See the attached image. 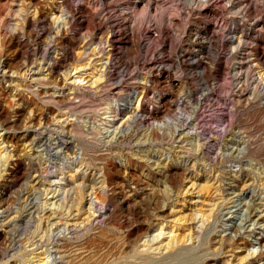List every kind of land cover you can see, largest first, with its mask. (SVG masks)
<instances>
[{
    "label": "rangeland",
    "instance_id": "374dc122",
    "mask_svg": "<svg viewBox=\"0 0 264 264\" xmlns=\"http://www.w3.org/2000/svg\"><path fill=\"white\" fill-rule=\"evenodd\" d=\"M239 1L238 15L224 13L217 0L223 13L201 19L206 29L214 15L238 31L226 39L195 32L206 35L203 42L186 34L170 53L158 47L137 65L145 70L139 75L132 62L142 55L128 50L129 39H110L112 57L103 42L109 24L93 37L98 0H0V264H264V97L252 90L255 63H264V0ZM75 2L81 7L69 13ZM173 8L166 17L182 26ZM60 9L67 22L57 30L51 17ZM86 13L93 19L82 20ZM160 29L175 42L178 31L166 19ZM106 51L102 85L121 71L137 74L134 86L145 78L146 87L138 112L164 118L161 101L178 120L161 129L132 120L96 135L101 83L88 89L90 69H81L74 74L88 80L85 88L74 98L68 92L72 65L99 64ZM236 54L252 70L241 88L229 74ZM79 178L82 198L72 206L61 188ZM92 185L104 204L93 202Z\"/></svg>",
    "mask_w": 264,
    "mask_h": 264
},
{
    "label": "bare ground",
    "instance_id": "6f19581e",
    "mask_svg": "<svg viewBox=\"0 0 264 264\" xmlns=\"http://www.w3.org/2000/svg\"><path fill=\"white\" fill-rule=\"evenodd\" d=\"M7 1H9V0H7ZM144 1H142V0L141 1L140 0H121V1L120 0H99V2H100V13H99V16H98L95 24H94L95 28L93 30V33H95V29L97 27L101 28L102 27L101 24L103 22L109 24L112 32L109 31L110 32L109 39L106 38V41L103 40V42H105V43L108 42L109 48L111 50L110 56H112V57L116 56L115 55L116 54L115 53L116 47H115V45H113L114 47L112 46V44L110 43V39H115L114 37L116 35L121 36V37H126V39H129V42L127 44L128 50H131V49L133 50L136 47V49H134V50L140 52L142 55L140 57L134 58L133 62H132L133 69H131V71H133V72L136 71L139 75L142 74L143 72H145V70H143V69L138 70L136 67L137 65H140L142 62L147 60L150 56L154 55V53H156L155 50L158 47L160 48V51L162 54L167 53V52L170 53L171 48L174 49L178 44L179 45L181 44V39L186 34H188V37L189 38L191 37V39L194 41L198 40V38L195 39L196 37L202 36L203 40H201V41L203 42L204 39L207 38L206 35L212 34L213 31L215 32L213 38L219 34L220 35L225 34L226 37H225V35L223 36V37H225V39L229 36L230 30H233L234 32L238 31V28H237L238 24L227 26V24L222 23L223 22L222 18L215 17L214 15H213V17L211 16V19L209 20L210 23L212 24V26L210 28H207L209 30L208 31L206 28H204L201 25V19L206 17L211 12L214 14L215 11L213 9L219 10L220 13H223L222 10H224V13H226V14L236 13L238 15L242 9L241 8V2L239 0H219V1H222V3H221L223 6L222 10L219 7V4L216 5L213 3V2H216L217 0H214V1H212V0H144ZM167 4L173 5L174 9L177 12L176 15H178L180 17L179 19L183 21L182 26L179 25V21L176 18L168 19L166 21L167 25H169L170 28H172V29L176 28L178 31L175 35V42L174 43L172 42V39L170 41V39L163 38V36L161 35L160 24L164 20V12L167 10V7H168ZM80 7L81 6H79V4L77 2H75L74 6L71 7L68 10V12L70 13V11H72V10L76 11ZM58 11H59V13L55 12V14H52L51 19H52L53 23L56 24V26L58 28L57 30H61L63 27H65L67 21L64 18V14H63L62 10L60 9ZM87 14L88 13H86L83 16L82 20L87 19L88 17L90 19H93L91 16H88ZM158 18L161 20L160 23L157 21ZM67 20H69L71 23H73V20H71L70 15H69V18ZM247 27L250 28V23H247ZM199 31L206 33V35L198 34V36H196L194 33L199 32ZM240 32H242V31H239V33ZM230 33H231V35H230L231 38H228V39H231V40H230L229 44H230V46L235 48L239 44L240 41H233V38L235 35L232 33V31ZM97 34L98 33H95V36H93V37H95V39H98L100 37V36H98V38H97V36H96ZM240 34L243 35L242 33H240ZM180 37H181V39H180ZM213 38L210 37V39L206 40L205 43H207V42L209 43ZM236 38H238V37L235 36L234 39H236ZM151 42H154L155 46L152 49H148L147 45ZM205 43H204V45H205ZM190 44H191V42H190ZM85 45H88V46L93 45L94 46L93 43L86 44V42H85ZM95 45H97V44H95ZM179 45H178V47H179ZM94 47H91L90 50L94 51ZM243 55H244V53H243ZM185 56L188 57L186 59L188 60L187 62L189 64H191V63H193V61H195L190 54L182 53V54H180L179 57L181 59L185 60ZM97 57H100L97 60L100 61L99 64H101L102 66H99L98 63H91V60L88 59V61L85 62L83 65L73 64L71 67V69H74L72 76L75 75L74 73H78L81 69H90V71L87 73V75L90 76V82L88 83V85H90V86L88 87V89L94 90L93 88H91L92 85L97 84V83H101V85L99 84L100 85L99 91H106L102 95L103 96L102 98H103V100L105 99V102L100 107V111H101L100 115H102V117H100V120H101L100 126H102V127L97 128V130H96L97 133H95L96 135L105 133L106 131H108L107 129L109 127H114L115 129H117L121 125H124V124L129 125L130 124L129 122H132V120L133 121L135 120L141 126L146 124L147 126L152 125V127L153 128L155 127V129L156 128L161 129V127H166L169 124L173 123V122H170V120L172 121L174 119L175 120L177 119L176 113L174 112L175 114L170 116V114H169L170 109H169L168 104H164L161 101H159L158 104L160 105L159 107L162 108L161 112L165 116L164 118L160 119L159 116L156 115V113L153 114L152 112H149L147 109L145 111L142 109V111L140 110L138 112V107L140 105V108H141L142 101L145 98L146 87L143 85V82H144L143 80H145V78L140 80L141 81L140 82L141 85H139L140 88L136 85L134 86L135 82H132V81L137 79V77H136L137 74L134 75V73L133 74L130 73V74H127L128 77H126L125 76L126 74L121 71V72H119L120 74L116 73L117 77H113V76L110 78L108 77V79L106 80V83H104L102 85V81L104 78L103 77V71H104V68L106 69L107 63H109V61H110L108 51L100 54ZM163 57L167 58L164 55H163ZM243 61H242V57L239 54L238 55L236 54V55L232 56V61H231L230 66H229L230 67V70H229L230 80L235 85L237 84L236 86H238L239 88L244 87V84L246 85L247 80L249 79L248 74L245 73L247 71L246 69H248V68L246 67V69H245L246 71L244 70ZM117 63H118V60L115 61V64H117ZM159 64L160 63H158V65ZM155 65H156V63H155ZM97 66H99V67H97ZM144 66H147V64H145V63L142 64V67H144ZM147 67H149V66H147ZM147 67H146V71L154 68L153 65L150 66V69H148ZM178 67H182V66L178 65L176 67L177 77H180L179 75L182 76L183 72H179L177 70ZM164 69H165V67H164ZM255 69H256V71H255L254 81L256 83L252 87V90H253L254 96L259 97V100H261L264 97V63L256 62L255 63ZM249 70H251V69L249 68ZM249 70L247 72H249ZM152 72L155 73L156 71L155 72L152 71ZM250 72H249V74H250ZM157 74H159V73H157ZM177 77H176V79H177ZM167 78H169V77H167ZM155 80H156V84L158 82L162 83V81L159 79L155 78ZM87 81L88 80L84 81V76L83 77L77 76V75L73 76V80H72L73 86L69 88L70 90H69L68 94H73L72 98L79 95V94H77L76 91L77 90L80 91L81 89L85 88L86 85H82V83L87 82ZM166 81H168V80H166ZM166 83H168V82H166ZM126 84H130L132 87L124 88L123 85H126ZM241 90H243V89H240L239 91H241ZM94 91H96V90H94ZM80 94H82L81 95L82 97L85 96L83 91ZM92 94H95V92H93ZM124 114H125V117L123 116ZM121 115H122V117H121ZM123 118H125V119H123ZM119 119H121L120 124H117ZM151 119H152V121L149 122V120H151ZM130 126H128V127H130ZM117 130H119V129H117ZM73 131H76L75 128H73ZM78 132H81L80 134L84 135L83 131H78ZM122 133L125 134L123 131L121 132V134ZM153 133H154V129H153ZM106 174L107 173L105 172V174H104L105 177L101 180L102 184H106V183L108 184V179H107ZM78 181H79L78 186H72L71 185V186H68V188H64V187L61 188V191H62L60 193L61 194V196H60L61 200L67 201L72 206H76V205L80 204V201L82 198L81 190L84 188L85 184H83L82 178H79ZM107 184H106V186H107ZM92 188H93V185L91 186V195H92L93 202L98 201V202L104 204L105 199L103 197L102 191H100V190L97 191L95 189L92 191ZM73 193H74V195H73ZM91 205H92V201L89 203L88 210L90 209ZM235 234H236V232H235ZM41 264H43V263H41Z\"/></svg>",
    "mask_w": 264,
    "mask_h": 264
},
{
    "label": "built area",
    "instance_id": "2783aa9c",
    "mask_svg": "<svg viewBox=\"0 0 264 264\" xmlns=\"http://www.w3.org/2000/svg\"><path fill=\"white\" fill-rule=\"evenodd\" d=\"M99 1V0H98ZM168 5V7H167V10L164 12V15H165V18L164 19H166V21L168 20V19H172V18H176V17H166V13L169 11V9H170V7H173V5L172 4H167ZM173 10L176 12V10L173 8ZM177 13V12H176ZM178 16V15H177ZM178 19H179V16L177 17ZM174 29V30H173ZM172 29V32H174V31H176V28H173ZM152 43V42H151Z\"/></svg>",
    "mask_w": 264,
    "mask_h": 264
}]
</instances>
